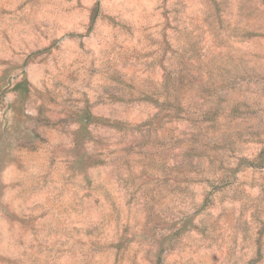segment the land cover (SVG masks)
<instances>
[{"label": "rangeland", "instance_id": "obj_1", "mask_svg": "<svg viewBox=\"0 0 264 264\" xmlns=\"http://www.w3.org/2000/svg\"><path fill=\"white\" fill-rule=\"evenodd\" d=\"M0 264H264V0H0Z\"/></svg>", "mask_w": 264, "mask_h": 264}]
</instances>
